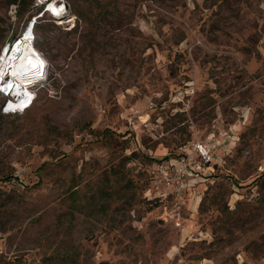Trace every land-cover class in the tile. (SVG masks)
<instances>
[{
  "label": "rangeland",
  "instance_id": "1",
  "mask_svg": "<svg viewBox=\"0 0 264 264\" xmlns=\"http://www.w3.org/2000/svg\"><path fill=\"white\" fill-rule=\"evenodd\" d=\"M15 1L0 54L35 18L44 70L0 93V264H264V0Z\"/></svg>",
  "mask_w": 264,
  "mask_h": 264
},
{
  "label": "built area",
  "instance_id": "2",
  "mask_svg": "<svg viewBox=\"0 0 264 264\" xmlns=\"http://www.w3.org/2000/svg\"><path fill=\"white\" fill-rule=\"evenodd\" d=\"M39 4L45 5V11H49L51 14H53L52 10L49 7L51 4L53 5V7H57L59 13H61V14H62L63 10L65 9V5L63 3V0H40ZM61 14L55 15V16H60ZM34 20H35V18L32 21H30L28 26L34 27V24H35ZM22 36H23V34H22ZM32 38H31V40H32ZM15 41H17V40H15ZM15 41L12 42L11 44H8L2 50L0 57L2 55L6 56L4 51H7L9 49V47L15 43ZM16 83H17L16 79L13 78V75H11L9 70H3V68L0 67V93L7 97V99L5 100V102L1 108V112L3 114H17V113L24 112L26 109H28V107H30V105L32 104V102L35 98V93H33L30 90V86H32L33 84H31L29 86V89H26L23 93H19V91L17 89H15V88L11 89L13 84L17 85ZM193 149L195 150V152L197 151V155L199 158V161L194 162V163H196L195 169L200 170V169H202V167L204 165L210 163L211 155H210L209 149L204 144L196 143V144H194ZM184 161H185V158H181L180 160H178V166H176V171H175L174 177L168 178L166 175H163V178L166 180L167 184L172 186L174 181L176 182V184H180L178 189L181 188V183H182L181 177L183 176V173H184L183 172ZM161 171L163 174L165 173L164 170H161Z\"/></svg>",
  "mask_w": 264,
  "mask_h": 264
},
{
  "label": "bare ground",
  "instance_id": "3",
  "mask_svg": "<svg viewBox=\"0 0 264 264\" xmlns=\"http://www.w3.org/2000/svg\"><path fill=\"white\" fill-rule=\"evenodd\" d=\"M49 7L54 15L61 14L58 8L53 7L52 4ZM32 30L33 27L27 26L23 36L15 41L7 51H4L7 57L4 55L0 57V67L3 70H9L13 78L16 79L17 85L13 84L11 89L15 88L19 93L28 89L27 84L34 82L44 70V63L39 57V53L34 49L33 39L31 40Z\"/></svg>",
  "mask_w": 264,
  "mask_h": 264
},
{
  "label": "trees",
  "instance_id": "4",
  "mask_svg": "<svg viewBox=\"0 0 264 264\" xmlns=\"http://www.w3.org/2000/svg\"><path fill=\"white\" fill-rule=\"evenodd\" d=\"M27 0H18L15 1L16 6L18 8V10H21L23 4L26 2ZM16 37V36H15ZM13 37V39L15 38ZM12 40V39H10ZM13 41V40H12ZM34 44L36 45V42H34ZM101 139L103 141H105V143L109 146H112L113 149H115L118 145L121 147L120 144H123L122 146V150H125L126 145L124 144L125 141L122 140V135L120 133H116L113 130L110 129H104L101 132ZM119 147V149H120ZM167 157V159H169V156H165V158ZM132 155H125V156H120L119 158V163H122L123 161L128 162L129 159H132ZM114 177V179H109L108 177V181L110 184L115 183L117 185V192L118 193H126L127 191H129L131 189L132 186V180L127 178V174L125 172L124 169H121L119 166L116 165V167H114L112 169V171L110 172V177ZM20 183H23L22 180H20ZM26 185V184H25Z\"/></svg>",
  "mask_w": 264,
  "mask_h": 264
},
{
  "label": "water",
  "instance_id": "5",
  "mask_svg": "<svg viewBox=\"0 0 264 264\" xmlns=\"http://www.w3.org/2000/svg\"><path fill=\"white\" fill-rule=\"evenodd\" d=\"M64 12H65V10H64ZM64 12H63V13H64Z\"/></svg>",
  "mask_w": 264,
  "mask_h": 264
}]
</instances>
